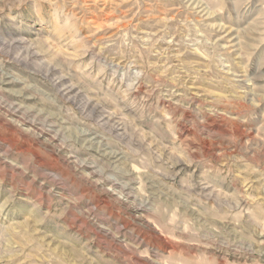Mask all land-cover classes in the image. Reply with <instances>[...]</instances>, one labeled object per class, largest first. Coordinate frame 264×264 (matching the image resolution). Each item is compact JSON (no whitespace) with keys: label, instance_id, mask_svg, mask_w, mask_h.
I'll return each instance as SVG.
<instances>
[{"label":"rangeland","instance_id":"1","mask_svg":"<svg viewBox=\"0 0 264 264\" xmlns=\"http://www.w3.org/2000/svg\"><path fill=\"white\" fill-rule=\"evenodd\" d=\"M0 264H264V0H0Z\"/></svg>","mask_w":264,"mask_h":264},{"label":"bare ground","instance_id":"2","mask_svg":"<svg viewBox=\"0 0 264 264\" xmlns=\"http://www.w3.org/2000/svg\"><path fill=\"white\" fill-rule=\"evenodd\" d=\"M48 74V73H47ZM6 111V110H5ZM17 111V110H16ZM115 190V189H114ZM113 191V190H112ZM124 194V193H123Z\"/></svg>","mask_w":264,"mask_h":264}]
</instances>
